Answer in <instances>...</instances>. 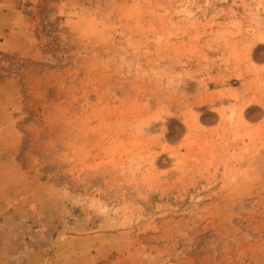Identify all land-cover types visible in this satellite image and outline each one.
Returning <instances> with one entry per match:
<instances>
[{
	"label": "rangeland",
	"instance_id": "rangeland-1",
	"mask_svg": "<svg viewBox=\"0 0 264 264\" xmlns=\"http://www.w3.org/2000/svg\"><path fill=\"white\" fill-rule=\"evenodd\" d=\"M0 264H264V0H0Z\"/></svg>",
	"mask_w": 264,
	"mask_h": 264
}]
</instances>
